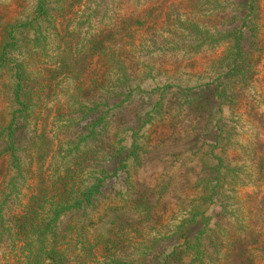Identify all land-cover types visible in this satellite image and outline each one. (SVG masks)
I'll list each match as a JSON object with an SVG mask.
<instances>
[{
  "label": "trees",
  "instance_id": "16d2710c",
  "mask_svg": "<svg viewBox=\"0 0 264 264\" xmlns=\"http://www.w3.org/2000/svg\"><path fill=\"white\" fill-rule=\"evenodd\" d=\"M209 2L189 0L182 6L179 0L177 3L176 0H35L33 15L14 23L7 34L2 32L0 86L3 88L1 81L5 68L8 62H12L6 54L14 45L18 30L22 29V33L31 37L24 41V50H20L26 61L23 58L20 64L15 63L9 87L0 91V143L3 144L0 160L2 156L6 158L3 169L6 174L5 177L1 175L0 180V237L3 231L13 234L20 255L14 262L4 264L246 262L242 256L247 243H253L252 237L235 232L228 241L224 239L227 231L222 219L228 206L219 198H224L222 188L227 178L223 171L226 170L223 169L226 163L224 151L228 149L227 144L231 142L230 136L235 134V128L224 121L221 112L225 102L230 101L228 92L242 82L255 56L252 49L256 31V0L230 3L227 8L233 10L223 22L220 19L226 8L218 9L217 3L216 8L207 9ZM81 30L83 33H79ZM8 38L13 42H6ZM51 41L58 57V74L52 75L56 82H59L56 78L61 74L63 80L72 84L68 85L72 86L69 92L67 85L61 88L65 90V98L53 107L54 122L51 125L55 127L63 117L71 127H74L71 121L88 122L77 127L81 133L67 141L56 139L57 154L50 156L48 162L45 161L47 153L43 151L48 145L43 136L28 137L24 144L25 156L20 164V150L16 147L18 121L36 119L40 104L54 96L56 84L51 85L50 80L36 68L41 59L48 58L46 48ZM216 48H220L218 54L213 53ZM176 59L196 63L192 69L200 71L191 78L197 83L191 87L172 83L176 71L168 73L163 69L169 63L176 68ZM86 61L87 64L81 67ZM139 66L149 68V72L142 73ZM153 70L157 74H153ZM153 79L156 83L162 79L164 83L161 88L155 85L157 87L153 90L146 91L143 87L149 85L145 80L153 82ZM169 87L177 89L176 93H183L181 96L186 98L187 91H194L186 99V107L195 102L205 103L207 121L214 136L209 144L211 150L206 154L213 156L214 162L206 159L200 163L196 178L184 186L186 190H181L177 200L176 196L173 197L175 199L166 197L163 190L169 185L166 183L161 195H156L155 201L151 202L155 193L138 192L134 197L135 187L129 179L127 165L128 159L137 160L133 141L130 145L120 146L115 133L107 142V150L102 152V135L98 140L91 136L98 126L99 132L105 130L102 121H109L111 113L129 101L131 95H143L137 100L146 105L153 93ZM160 96L157 95L159 98L152 106L153 111L161 108ZM73 111L77 114L75 117L71 116ZM150 111L133 114V120L140 124L133 128L125 127L123 131L137 132L135 130L153 119ZM35 123L29 121V129H34ZM87 140L85 150L79 151V144ZM116 164L120 169L118 173ZM30 167H33L31 172ZM1 169L0 165V174ZM44 169H47L46 177L40 182L43 193L29 191L20 214L5 221L1 207L8 195L4 191H15L19 182L21 187L28 173L41 178L39 173H45ZM116 177H123L126 183L116 191L113 202L104 207L99 204V199L103 198L102 189ZM192 188L198 189L197 199L181 203L188 199L187 190ZM164 199L167 202L163 206L169 213L176 210V204L186 210L190 203L186 218L179 220L166 236L157 240L143 242V237L139 236L131 240L125 233L127 229L133 228L131 230L136 234L147 226L154 230L155 227H149L148 220H155L153 224H157L164 212L159 209ZM236 221L234 227L239 230L241 227ZM228 244L236 247L224 252L222 248ZM130 245L141 248H135L136 252L132 254L128 250ZM99 252H104V255Z\"/></svg>",
  "mask_w": 264,
  "mask_h": 264
},
{
  "label": "rangeland",
  "instance_id": "374dc122",
  "mask_svg": "<svg viewBox=\"0 0 264 264\" xmlns=\"http://www.w3.org/2000/svg\"><path fill=\"white\" fill-rule=\"evenodd\" d=\"M238 1L241 3L243 0H210L207 9L216 8L217 3H219L218 9L225 7L226 9L220 19L223 22L231 15V11L233 10V8H227L229 4H237ZM179 2L182 6H185L189 0H179ZM86 4L87 2L85 6ZM34 5L35 0H0V39L3 31L7 34L14 23L25 21L33 15ZM84 8L81 7L80 9L83 10ZM256 8V31L253 40L254 49H252L255 56L253 60L251 58L250 70L244 73L242 82L237 84L231 92H228V95H231L230 101L225 102L223 111L221 112L224 121L235 128V134L230 136L231 142L227 144L228 149L224 151L226 163L223 169L226 170L223 171L226 173L227 178L222 188L224 198H219L224 203L227 202L228 206L222 219L223 226L227 231L224 239L228 241V237H232L235 232H243L245 236L249 235L252 237L253 243H247L246 252L242 256L243 259L246 258L244 264H264V0H256ZM83 30L79 33H83ZM29 38H31L29 34L22 33V29L18 30L14 45L6 54L7 59L12 62H8L5 68V76L1 81L4 88L0 86L1 92L5 87H9L8 85L15 72V63L20 64V60L23 58L26 61V56L20 54V50H24V41ZM8 41L13 42V39H6V42ZM48 45L49 47L46 48L48 58L41 59L36 68L39 70V73H43V76L50 80L51 85L56 84L53 89L54 96L51 99L47 98L46 102L40 104L39 108L41 109H38L36 114L38 116L40 113L38 118L35 115L36 119L29 118L26 121H18L19 128L17 130L16 147L20 150V164L25 156L24 144L28 137L30 139L31 137L43 136L45 144L48 145V148H43V151L47 153L45 161L48 162L50 156L57 154L55 151L56 139H60L63 142L67 141L81 133V130H77V127L85 125L88 122L71 121L74 122V127H71L66 117H63L58 120L55 127L51 125L54 122L51 113L53 107H56L58 103H62L63 98H65L63 93L65 90L63 91L61 88L72 84L68 80H63L61 74L56 78L59 82L55 81L52 74H58V69L56 68L58 57L53 42H49ZM219 49H214L213 53L218 54ZM138 60L142 63H148L144 59ZM149 62L154 63L152 61ZM205 62L203 65H206ZM192 63L193 61L190 60L180 61L176 59V68L169 63L166 69L163 70H167L168 73L176 71L172 82L175 85L179 84L191 87L194 83L198 82L194 78H191V75L200 71V69H192L193 66H196L195 62ZM86 64L87 61L80 66L83 67ZM139 69L142 73L149 72V68L143 66H139ZM152 73L157 74L154 70ZM145 81L149 85L143 87L146 91L153 90L157 86L161 88L164 83L162 79L157 83L154 82L155 79L152 80L153 82L149 80ZM172 83L168 84V86H171ZM71 88L72 86L68 87V92ZM176 90L169 87L163 91L160 90L157 93H153L151 100L146 105L141 104V101L137 100L138 97L143 98V95H131L129 101L122 103L120 109H116L111 113L109 121H102L106 127L105 130L99 132L100 127L98 126L91 136V138L98 140L102 135L104 138V144L101 146L102 152L107 150V142L115 133V139H120V146L122 144L130 145L133 141L136 147L137 160L128 159L127 165L129 179L135 187L134 197H137L138 192H151L155 193L154 196L151 194L152 200L150 199L151 202H154V197L156 195L160 196L162 187L166 183H169L166 188L163 187V190L166 191V197L170 196L169 198L175 199L173 197L176 196L177 200L181 190H186L184 186L190 185L196 178L197 171L201 168L200 163L206 161V159H209L208 162H214V157L206 154L211 150L209 144L213 142L214 136L207 121L208 109L205 103L203 101L195 102L190 104L191 106L186 107V99L194 91H187L188 97L186 98L185 96H181L183 93H176ZM159 94H161L160 98H162L160 101L161 108L158 111L157 109L153 111L152 106L155 100L159 98H157ZM4 106L6 105L4 104ZM150 109L153 119L145 122L141 129L135 130L137 132H132L133 130L123 131L125 127L130 126L133 128L135 124H140V122L138 123L133 120V114L141 115ZM71 113L72 117L77 115L74 111ZM29 121H36L34 129L31 127V130L29 129L31 125V123L28 125ZM27 129L30 130V133L27 132ZM87 143L88 140L85 143L79 144V151L85 150ZM118 145L116 144L115 146L118 147ZM2 148L3 144L0 143V150ZM214 152L217 153L213 150ZM5 163L6 158L2 156L0 160L2 168L0 180L1 175L5 177L6 174L3 171ZM115 167L118 169L117 173L120 172L117 164ZM31 169L33 167H30L29 172H31ZM44 170L45 173H39L41 178L32 177L33 173H28L21 187L19 182L15 191H10L9 189L4 191L8 195L1 207V214L5 221L7 218L12 217V215L20 214L21 206L25 204L29 191L43 193L40 182L46 177L47 169ZM125 181L123 177H116L114 181L110 180L102 189L101 195H103V198L99 199V204L107 207L112 203L116 191L125 185ZM187 191L189 193L188 199L181 201V203H191L193 199H197L198 189L192 188ZM165 202H167V199L162 201L161 208H159L163 209L164 212H162V216L157 224H153L156 222L155 220H148L149 227H155L154 230H149L147 226L138 228V234H136L131 230L133 228L127 229L125 233L130 235L131 240L138 238V236L143 237V242H146V240L151 241V239L157 240L159 237L166 236L179 220L186 218L190 203L187 204L186 210L180 209L176 204V210L169 213L166 211L165 206H163ZM235 220H237L238 226L241 227L239 230L234 227ZM105 226L109 225L105 224ZM9 229H12V227H9ZM3 233L5 235L3 234L0 237V264H4L5 262L12 263L20 257L18 245L16 240L13 239V234H8L5 231ZM235 247L228 244L222 250L227 252L228 250H233ZM135 248L140 249L141 247L130 245L128 248L129 253L135 254ZM99 253L104 255V252Z\"/></svg>",
  "mask_w": 264,
  "mask_h": 264
}]
</instances>
